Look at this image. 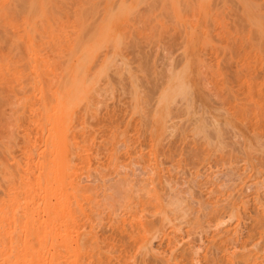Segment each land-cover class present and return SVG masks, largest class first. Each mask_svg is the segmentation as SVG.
Masks as SVG:
<instances>
[{
	"label": "rangeland",
	"instance_id": "rangeland-1",
	"mask_svg": "<svg viewBox=\"0 0 264 264\" xmlns=\"http://www.w3.org/2000/svg\"><path fill=\"white\" fill-rule=\"evenodd\" d=\"M22 1L24 0H0V5L5 11H14L20 9L19 6L23 5ZM86 1L63 0L62 10L94 11L98 13L97 21L101 19L100 16L106 14L105 12L123 11L126 17L129 13L130 17L127 18L128 23L131 20V25L126 22L120 26L124 31H118L120 34L118 37L121 36L122 41H119L118 49L109 44L100 50L99 59L91 67L92 73L100 79L97 80L96 85L98 92H92L85 97L76 108L73 117L70 136L75 149H71L69 158H71V166L75 168L76 176L72 173L69 179L79 181L82 194L71 192L69 186L71 181L67 178V182L70 181L69 184L67 183L69 186L67 195L71 197L70 201L74 202L73 204H79V206L74 205L79 211L74 212L79 213L78 229L72 224L69 227L73 229L72 233H75V237L90 232L100 236L104 241L102 243L104 249L107 246V250L103 251V259L109 260L107 264L110 262L121 264L120 262L125 260L121 251L124 247L121 248V245L126 246L129 239L124 237L126 233L120 235L121 238H125L124 240L119 239L118 235L126 228V224H130L131 220L133 222L134 219L130 216L134 218L139 213L138 219L133 222L136 223L141 221L143 215L152 216L151 213H155L153 215L156 216L157 213L156 217L159 216L161 219L153 216L154 218L149 217L148 220L157 223L156 220H159L158 222L162 220L163 213L169 212L170 219L176 220L170 225L166 224V230L171 233L174 230L172 233L174 236L171 235L169 238L174 239V243L183 249L188 246H186L187 242H190V246L198 251L197 257L202 259L203 255H207L208 260L211 259L209 264H215L216 258L225 256L218 250L219 245L214 244V238L220 230L217 236L228 235H224L227 238L224 239L228 240L224 245L228 260L226 261L230 264L238 263L241 255H246V252L247 254L256 252L258 255L260 252L262 255L264 237H259L261 234L258 237L256 235L257 238L252 242V240L247 241L249 237L247 235L250 231L252 234V229L256 228L252 227L255 226V222L264 218V32L262 31L264 0H92L93 2L85 8H79ZM254 18L256 20L259 18L257 24H254L256 22ZM104 57H111L112 64L108 61L109 64L104 65L107 67H103ZM123 58L126 60L124 63ZM32 95L35 94L15 95L17 101L14 100L17 103L13 101L15 102L13 106L8 104L5 105L6 108L3 105L1 110L7 116L10 113V117L11 110L14 111L12 117L18 113L15 119L9 116L3 119L9 120L5 123L9 122L11 128L8 129L9 131L12 129L10 134L14 138V145L11 144L15 148H12L13 155L11 154L10 157H7L3 150V146L8 144V140L5 139L7 130L2 129L0 132L1 141L3 140L4 143L0 144V149L3 148V152H0V160L7 163L5 165L10 167L11 171H8V168L6 170L10 172L9 175L12 174L7 175V180L5 179L7 173L3 175L5 173L2 171L3 166L0 168V175L5 177L3 179L0 176L4 180L0 182V225L2 226L0 230L3 229L0 235V240H3L0 241V251H5L0 252V258H3L2 261L0 260L1 264H6L9 259L11 262L8 261L7 264H15L18 260L19 264L21 261V264H24L25 261L22 259L31 260L29 253L34 250L39 252L40 248V252H46L48 257L52 251L55 253L60 249V254H64L67 249L62 246L63 243H60L61 248L52 249L57 240L52 241L51 246L49 245L51 240L47 238L49 240L47 241L44 237L48 243L44 241L43 244L46 242L47 246H44L45 244L43 246L50 253L48 254L45 248L38 244L39 242L38 245H33V249L38 250H31L28 247H31L32 242L24 237L27 234L29 236L30 231H38L37 228L40 229V226L41 232L46 236L47 230L45 232L42 226L45 227L49 218V210L46 214L43 209L52 205L50 203L46 205L47 202L43 201L48 192L46 191L44 196V189L47 188L43 180L41 181L48 159V142L53 133L50 131L52 125L48 128L45 122L47 110L42 106L43 97L35 95L32 99L30 97ZM19 96L26 98L24 104L21 103L23 97ZM46 97L50 98V96ZM9 98L12 102L14 96ZM19 98L22 99L21 102ZM27 98H31L29 102ZM18 100L24 108L17 106ZM50 100L52 101V98ZM3 109L7 111L4 112ZM16 110L20 111L16 112ZM157 117L159 129L156 125ZM10 119L13 121L10 122ZM59 191L56 192L61 195L62 191ZM155 191H159L158 199H156L157 194L151 193ZM70 192L73 193L72 196ZM54 196L57 197L55 192ZM60 197L56 198L57 201ZM55 201L52 200L53 205L57 202ZM37 202L41 203L38 205ZM169 202H173L176 207H172V203L170 205ZM142 204L148 205L146 207L148 212L143 210ZM29 205L31 208L37 205L39 210H36L37 214L33 209L36 207L31 209ZM79 207H83L81 211ZM222 207L226 208L228 213ZM211 209L223 211V218L221 217L223 213L217 212L218 215L221 213L219 218L223 223L225 222L223 226L216 227V222L220 221L216 218L213 219L216 221L215 224L210 221L214 224L210 223L212 228L205 222L207 221L205 215L209 217L208 213L212 212ZM25 212L29 215L26 216ZM32 212L35 214L32 215ZM63 212L64 210L61 211L62 216L65 217ZM67 216V219H70L69 215ZM30 217L34 222L26 224ZM239 217L242 222L238 236L234 233L229 234L237 225ZM67 219L64 223H67ZM199 221H202L203 227L208 226L209 229L206 230L205 227V231L202 232ZM60 223H62L60 228L59 224L55 230L60 232L62 228L64 229L62 234L65 235L69 230H66V225L62 227L63 222ZM159 226L161 222L156 225L157 228ZM173 226L177 227L176 230L171 229ZM40 230L36 233H41ZM190 231L191 234L193 233L191 237ZM44 233L41 234L44 236ZM194 233H197L196 236ZM3 235L4 237L1 238ZM221 236L217 237L215 242L222 238ZM163 239H156L154 248L159 252H166L164 254L169 256L171 246L167 238L164 241ZM190 239H193L192 242ZM58 245L57 247L60 246ZM75 245L73 244L74 247ZM62 247L65 248L63 252H61ZM15 249L19 250L21 255L17 257L14 254L9 257L16 252ZM2 253H6L4 257ZM35 254L38 255L36 252ZM40 255L42 256V252ZM71 256L72 254L67 256L69 258L65 256L62 258L70 259ZM37 257L33 259H42L39 255ZM89 257L85 255L83 257L85 260L83 259L82 262L87 263ZM29 259L25 264H28ZM258 259V264H264V257L258 256ZM35 260H33L34 264H36ZM40 260L37 261L38 264L41 263ZM41 261L43 263V260ZM70 261L74 263L73 256ZM91 261L94 259L92 258ZM29 263L33 264L32 261ZM46 263L49 264L47 261Z\"/></svg>",
	"mask_w": 264,
	"mask_h": 264
},
{
	"label": "bare ground",
	"instance_id": "bare-ground-1",
	"mask_svg": "<svg viewBox=\"0 0 264 264\" xmlns=\"http://www.w3.org/2000/svg\"><path fill=\"white\" fill-rule=\"evenodd\" d=\"M61 1L63 2V0H24V1H22L23 5L19 6L20 9H16L14 11H5V10H3V8L0 5V132H2V129H4V130L6 129L7 131H9L10 129H8V127L11 128L9 122L5 123V121H9V120L8 119L3 120L4 117L6 118L7 115H5L1 110H2L3 105L5 106V105L10 104V106H13V103H15L17 101L15 95L18 96L19 94L20 95L21 94H25V95L26 94H35V95H40L43 97V99L41 98L42 99V106L45 107L47 110L45 122H46L48 128H50L52 125L50 131H52L53 133L51 135L50 141L48 142L49 143L48 152H47L48 159L46 161V165L44 168L45 170H43L44 175H43V178H41V181L43 180V182L45 183L44 185L46 186V187L45 186L44 187L47 188V190L43 188L45 190L43 192L44 196H45L46 191L48 192L46 197L43 198L44 199L43 201L45 203L47 202L46 205H48L49 203L52 205H48V207H46V209L44 208L45 210L43 209V212H45L46 214H48L47 210H49V214H48L49 218H48V220H46L47 221L46 223L44 222L45 227L42 226L43 230H45V232L47 230L46 236H45L44 232H41V230H40L41 226H40V229L37 228L38 231H36V232H39V230H40L41 233H44V236L41 233H38V234H40V235H38L36 232L30 231V234L31 233L32 234L31 235L29 234V236L27 234L24 237H27L26 239L27 240L30 239L28 241L32 242V243H30V244H32V245H30L32 248L28 247L31 250H34V249L38 250L37 248L33 249V245L41 244L42 248H43L44 246H47L46 244L48 243L47 241H49V240H51V241H49V243H50L49 245H51L52 241L55 242L56 240L57 241L60 240V242L57 243V241H56V243H54V245H56L55 247H54V245L53 246L51 245L53 247L52 249L61 248L60 243H63L62 246H65V248H67L65 250V251H67L66 254L67 253H69L68 255L72 254L73 259H74V263H71V261H70V259H72V256L70 259H66V258H69V257H67L68 255L66 256L65 251H64V254L63 253L60 254V252H59L60 249H58V252L54 253L52 251V253H50V252H48L49 250L47 251L46 247H44L45 250L47 251V253L48 254L50 253V254L48 257V255L46 256V254H45L46 252L44 253V251H41L42 252V256H41L40 255L41 254V252H40L41 246H39V247L37 246L38 248H40L39 252L34 250V252L32 251L34 253L33 255H32V252L29 253V254H31L30 255L31 260L27 257L29 259V261L30 262L32 261V263H33V260L38 258L37 256L39 255V257H42V259L39 258V259L35 260L34 262L36 264H38L37 261L40 259L43 260V263H46V261H47V262H49V264H68L69 262H70V264H99V263L100 264H107V263H109L108 262L109 260L108 261L104 260L102 257L103 253H104L103 251L107 250V246L104 249V246L102 245V243H104V241H102V238L100 236H97L93 232H90L87 235L86 234H82V235L78 234L77 237H75V233L74 234L72 233L73 229L69 228L73 224V227L76 226V228L78 229L77 223L79 220L77 218V215L79 213L77 214L74 212H79V211H77L78 207H75V206H79V204H73L74 202L72 203V201H70L71 197H68L69 195H67V194H69L68 187L69 186L71 187L70 188L71 192H77V194H79V192H80L82 194V190H81L82 186H80L79 181H77V179H75V181L71 180V178L69 179L70 174L76 172L75 168L73 169V167L71 166V158H69V154L71 152V149H75L73 147L74 145H73V140L71 139V136H70V132L72 131L71 125L73 123V119H74L73 117H74L75 112L77 111L76 108L78 107V105L80 106V104H81L80 102L85 97L90 95L92 92L93 93L98 92L96 85H97V80H100V79L97 78L96 74L92 73V70H91L92 65L96 62L97 59H99L98 57L100 56L99 54H100V50L102 49V47L104 48V46H107L109 44L113 45L115 48L117 46H120L118 44H119V41H121L120 40L121 36L118 37V34H119L118 31H121L124 29V28L121 29L122 27H120V26H122L126 22L128 23V21H129L128 18L130 17V15L128 13L127 17L128 16L129 17L127 18L125 12H123V11L105 12L106 14L103 16H100L101 19L99 18L100 20L97 21L96 15H98V13H96L94 11H86V10H81V9H79L77 11H73V12L67 11V10H62L63 4H61ZM92 2H93L92 0H87L86 3L82 4L79 8H85L86 5H89ZM24 8H25V10H24ZM177 10H178V8H177ZM254 20H256V19L254 18ZM257 20L254 24H257V22H259ZM130 22H131V20H130ZM130 22L128 24H130ZM132 24H133V22H132ZM261 24L259 26H261ZM263 27H260V29H262ZM256 28H259V27H256ZM126 31H127V29H126ZM262 31L264 32V30H262ZM260 32H261V30H260ZM262 38H263V36H262ZM118 48L119 47H117L116 49H118ZM110 58H108V57L105 58V62L103 63V67H107L104 65H108L110 62L112 64V61H111L112 58L111 59ZM124 58H123V63H124V61H126ZM108 61H109V63H108ZM101 69H102V67H101ZM132 79H134V78H132ZM136 88H137V86H136ZM137 90H138V88H137ZM35 95H32L30 97H32V99H34L33 96H35ZM11 96L12 97L14 96V98H12L13 99L12 102H11V99L9 98ZM40 96H38V97H40ZM46 96H50V98H52V101L50 100V98L47 99ZM21 97H23L22 98L23 102H21L22 99L20 100ZM21 97L19 98V100L21 103L24 104V99H26V98L24 96H21ZM36 98H37V96H36ZM30 99L31 98L28 99V102L30 101ZM87 99H85V100H87ZM19 100H18L17 106H21L20 105L21 103L19 102ZM13 101H15V102H13ZM28 105H30V104L28 103ZM21 107L24 108L23 105ZM4 108H6V106ZM9 108L15 109V107L14 108L9 107ZM9 108H8V110H10ZM18 108L20 109V107H18ZM3 111H4V109H3ZM6 111H7V109L4 112H6ZM19 111L16 110V112H19ZM8 112H7V114H8ZM11 112H12L11 117L9 116L10 113L8 114L9 118L15 119V116L18 115V113H15V116L12 117L14 111L11 110ZM8 116H7V118H8ZM157 116H159V115H157ZM2 121H4V123H2ZM12 121L13 120L10 119V122H12ZM45 122H43V123L46 127ZM156 125L159 129V118L158 117L156 120ZM42 126H43V124H42ZM11 131H12V129H11ZM11 131H9V133L5 132V134H6L5 139L8 140V144L6 146L5 145L3 146L4 149L2 148L7 157L11 156V154L13 153V152H11V150H12V148H15V146H13L14 145L13 144V141H14L13 135L10 134ZM1 137L2 136L0 133V144L3 143V140L1 141ZM4 137H5V135L3 136V138ZM255 140H256V138H255ZM256 141L259 142V140H256ZM256 141H255V143H256ZM5 143H7V141ZM2 149H0V152H3ZM1 163H3V161H1ZM1 163H0V168H2V166H3L4 170H2V171H5V173L3 175H5L7 173L5 175L6 178L4 177L5 179H7V175L8 176L12 175V174L9 175L10 172H7V170H6V168H8L9 169L8 171H11L10 167H7L5 165V164H7L6 162H4L2 165H1ZM16 164H17V162H16ZM32 167H35V166H32ZM0 176H1V178H3L2 175H0ZM75 176H76V173H75ZM1 178H0V182H1V180L4 182V180H3L4 178L3 179H1ZM67 178L71 181L70 182L68 180L70 182V184H69V182H67ZM9 179H10V177H9ZM15 179H13V181ZM9 181H12V180H9ZM67 183L69 184V186H67ZM6 185H8V184H6ZM38 186H39V184H38ZM11 187L13 189L12 185H11ZM20 189H21V187H20ZM31 189H33V187ZM57 190L62 191L61 195H60V193L57 194V192H56ZM18 191H20V190H18ZM54 192H55V195H57L58 199H59V196H61L60 200H58L59 202L56 199L57 197L54 196ZM71 192H70V194L72 196L73 193H71ZM158 192L159 191L151 192V193H155L154 195H156V194L158 195V197L155 196L156 199L159 198ZM28 193H30V192H28ZM28 195H31V194H28ZM79 195H77V197ZM34 196H35V193H34ZM34 196H31V197H34ZM16 197H17V195H16ZM41 197H43V195H41ZM41 197H39V198H41ZM52 197H53V199H55L57 201V202L55 201L56 203H54V205L52 202V200H53ZM77 197H74V199L75 198L78 199ZM156 199L154 198V200H156ZM37 200H39V199H37ZM156 201L159 202V200H156ZM149 202H150V200H149ZM173 202H169L170 205L172 203V205H171L172 207L174 206ZM0 203H1V201H0ZM76 203H78V202H76ZM169 203H168V205H169ZM6 204L7 203H5V206H6ZM37 204H38V202H37ZM149 204H151V202ZM10 205H12V204H10ZM15 205H17V203ZM137 205H139V204H137ZM29 206H30L29 208H31V205H29ZM36 206H33V207H36ZM141 206H143L144 211L147 210L146 207L148 205L146 206V204H142ZM159 206H158V208H159ZM12 207H14V206H12ZM174 207H176V206H174ZM236 207H237V205H236ZM82 208L83 207H81L79 210L81 211ZM148 208H150V206ZM222 208H224V207H222ZM233 208H234V206H233ZM33 209H35V213H36L37 207L33 208ZM39 209H41V207ZM59 209H61V210H59ZM212 209H211V211H212ZM225 209L226 208H224L223 210H225ZM12 210L13 209L11 208V211ZM62 210H64V212L66 210L65 213L63 212V215H65V217L62 216V213H61ZM137 210L135 212H137ZM215 210H213L215 213L213 211L211 213H208L209 217H208V215H205V216H207V218L205 217L207 219V221L205 220V222H207V224L209 223L208 225H210L209 227H211V228H212V225H214L216 222V221H213V219H215V218L220 220L219 222H216V224H215L216 227L219 228V226H223V224H225V222L223 223V221H221L222 219L219 218L221 213L219 215L217 213L218 211H221L223 213V211L221 209L220 210L215 209ZM234 210H235V208L233 209V211ZM30 211H32V210H30ZM37 211H39V210H37ZM139 211H141V210H139ZM149 211H151V210H149ZM228 211H229V213L231 212L229 209H228ZM9 212H10V210H9ZM26 212H28V211H26ZM26 212H25V214H26V216H28L29 214H27ZM147 212H148V210H147ZM154 212H156V211H154ZM157 212H159V211H157ZM4 213H5V210H4ZM35 213L32 212V215H34ZM59 213L61 214V216ZM141 213H143V211ZM168 213L162 214V211H161V214L163 215V217H162V220H160L161 226H159L158 228L156 227V225L158 223H160V222H158L159 220H156L157 223L154 221L150 222L152 220L148 221L149 217L150 218L153 216L156 217L157 213H156V216L153 215L155 213H153V214L151 213L152 216H147V214L145 216L141 215L142 216L141 221H137L136 223H133V222H135L134 220L138 219L139 213H138V215L134 216V218H132L130 216L131 219H134L133 222H132V220L130 221V224L132 223V225L133 224L134 225L130 226L129 223H128L129 225L126 224L128 227L126 226L125 229L123 228L124 230L122 229L123 231L121 233L119 232V235H118V238H119L120 235L123 236L126 233L124 235V237L125 238L127 237L126 239H129V241H128L129 243L126 244V246L123 243L122 244L124 246L123 245H121L122 247L119 246L121 248L124 247V249L121 251H123V257H125L124 258L125 260L120 262L121 264H209L208 262H210L209 260H211V259L208 260L207 255H205V256L203 255L202 259L197 257L198 251H196L197 249L195 250V248H192L190 246V242H187L186 246L187 245L188 246L187 247L185 246L186 248L183 249V248L178 247L177 243H174L175 242L174 239L172 240L169 238L171 235L174 236V234H172V233H174V230L171 233L170 231L166 230L167 229L166 227H167V225L172 224L176 220L172 221V219H170ZM216 213H217V216H215ZM40 214H41V212H40ZM1 215L3 216V214H1ZM38 215H39V212H38ZM67 215H69L70 219H67L68 218ZM10 216H8V218ZM26 216H24V217H26ZM223 216H224V213L222 214L221 217L223 218ZM62 217L65 219H63ZM21 218H22V216H21ZM156 218L158 219L159 216ZM30 219H31V221H30ZM66 219H67V223H64L66 221ZM159 219H161V218H159ZM3 220H4V218H3ZM27 220H25V222L26 221L28 222L26 224H31V222H34V220L32 221L31 217L28 218ZM35 220L39 222V220H37V219H35ZM237 220H238L236 223L237 225L235 227H233L234 229L232 231H230L229 234L234 233L235 236L238 234L239 226H241V222H242L241 217H239ZM210 221H212V223H214V224H212ZM60 222L64 223L62 225V227L64 225H66V230H69V231L65 232V235H63L64 229L62 230V228H61L62 232L56 231L58 228L57 226L60 224L59 225V228H60V226L62 224ZM113 222L114 221H112V223ZM199 222H198V224L200 225V223H201L200 226H202V227H200V228H202V232H203V230L205 231V229H204L205 227H206V230L209 229V228H207L208 226L203 227L202 221L200 223ZM123 223H124V221H123ZM203 223H204V221H203ZM255 223H256L255 226H252V227L253 228L256 227V228L252 229V234H251V231L248 232L250 235L249 234L247 235V236H249L247 241L252 240V242H253V240H255L259 234H261V236H259V237H262V238L264 237V218L258 219L257 222H255ZM37 224H39V223H37ZM37 224L35 226H37ZM198 224H196V225H198ZM40 225H41V223H40ZM196 225H194V227L199 226V225L198 226H196ZM204 225H205V223H204ZM0 227H2V226L0 225ZM175 227L173 226L172 228L171 227L170 228L171 229L174 228L176 230V228L179 226H177L176 228ZM31 228H33V227H31ZM70 229H71V231H70ZM120 229H118V230L120 231ZM1 230L3 231L2 228H1ZM1 230H0V235L2 233ZM29 230H30V228H29ZM195 230H197V229H195ZM195 230H194V232H195ZM50 231H52V232L50 233ZM111 231H112V229H111ZM217 231H218V229H217ZM220 231L217 232V235H218V233H220ZM256 232H258V234H255ZM115 233H116V231H115ZM226 233L228 234V229L226 230ZM192 234L190 231L189 236L191 237ZM196 234L194 233L195 236H196ZM200 234H201V232H200ZM200 234L198 233V235H200ZM217 235H216V238L221 236V234L219 236H217ZM224 235L228 236L226 234H224ZM224 235L221 236L222 238H219L216 242H215L216 238H214V244L216 243L217 245H219L218 250L221 251L220 253H223V255H225L224 257L223 256L218 257V259L220 258L219 260L215 257L216 258L215 264H230L229 262H227L228 261L227 257H226L227 253H226L225 245H224V243H226V241L228 242V240H226L227 238ZM256 235H257V237H256ZM40 236L43 237V239H45L44 237H46V239L48 238L49 240L48 239H47V241H46V239L43 240ZM186 236H188V235H186ZM3 237H4V235L1 236V238H3ZM124 237H122V238L120 237L119 239L124 240L125 239ZM213 237H215V234ZM224 237L226 239H224ZM159 238H162V239L167 238L168 239V243L171 246L170 247L171 251L169 252V254H170L169 256H167V254H164L166 252L162 253L163 251L159 252L158 250H156V248H154L155 240L159 239ZM23 239H25V238H23ZM164 239H163V241H164ZM236 239L238 241V238H236ZM190 240L192 242L193 239H190ZM18 241H19V239H18ZM20 241H22V240H20ZM23 241L25 242V240H23ZM44 241L47 242V243L46 242L44 243L45 245L43 244ZM187 241H189V240H187ZM229 241H231V240H229ZM11 242H12V240H11ZM37 242H39V243L37 244ZM249 243H251V241ZM22 244H24V243H22ZM22 244H21V246H22ZM57 244H59L60 246L58 245L59 247H57ZM73 244L74 245L76 244L75 247L73 246ZM193 244H195V243L193 242ZM211 245H213V244H211ZM262 245L264 246V244H262ZM0 246H1V244H0ZM8 246H10V245H8ZM249 246H251V245L249 244ZM246 247H244V248H246ZM4 248H5V245H4ZM10 248L12 249V247H10ZM47 248H49V247H47ZM63 248L64 247H62L61 252H63V250L65 249V248L64 249ZM208 248H207V251H208ZM213 248H215V246ZM18 249H20V248H18ZM30 249H28V250H30ZM15 250H16V252L15 253L13 252V254L9 255V257L13 256L14 254H16L17 257H19L21 255L19 250L18 251H17V249H15ZM262 251H263L262 255H260V252H258L259 255L256 252L254 254L253 253L247 254V252H246V255H243V256L241 255L240 261L238 263L240 264V262L242 261L241 264H258V260H259L258 256H259V258L264 257V247L261 250V252ZM0 252H5V251H0ZM35 252L38 255H36ZM43 253H44V255H43ZM112 253H114V251ZM2 254H3L2 257H4V255L6 253L5 254L2 253ZM209 254H211V253H209ZM214 254H215V252H214ZM22 255H24V253ZM34 255L36 256V258ZM61 255L65 256L66 258L63 257V258H65L63 260ZM85 255L86 256L89 255L90 257H92L94 259V261L95 260L96 261L95 262L91 261L92 258L90 260V257H89L90 261L88 260L87 263H86V261H85V263L82 262L83 259L85 260V258H83V257H85ZM106 255H107V253H106ZM17 257H16V259H19ZM22 258H24V257H21V259ZM33 258H35V259H33ZM115 258H117V257H115ZM215 258H214V260H215ZM2 259L0 258L1 261H2ZM7 259H9V258H7ZM12 259L14 260V257H12ZM228 259H229V257H228ZM22 260L25 261L24 264L27 262V260H25V258ZM41 260L39 262L42 263ZM8 261L11 262L10 259ZM8 261H7V263H9ZM29 261H28V264H31V263H29ZM16 262H18V264H19V260ZM16 262H15V264H17ZM21 262H20V264H21ZM41 263H39V264H41ZM238 263L236 262V264H238ZM3 264H5V263H3ZM46 264H48V263H46ZM110 264H113V263L110 262ZM118 264H119V262H118ZM231 264H233V262H231Z\"/></svg>",
	"mask_w": 264,
	"mask_h": 264
}]
</instances>
